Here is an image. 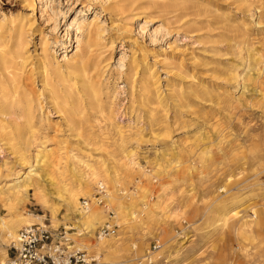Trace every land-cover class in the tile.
<instances>
[{
	"label": "rangeland",
	"instance_id": "rangeland-1",
	"mask_svg": "<svg viewBox=\"0 0 264 264\" xmlns=\"http://www.w3.org/2000/svg\"><path fill=\"white\" fill-rule=\"evenodd\" d=\"M27 1L0 0V68L13 62L20 97L31 99L35 107L42 98L44 113L50 111L48 146L57 152L53 171L61 169L69 178L72 155L117 168L115 158L123 149L137 153L142 167L158 174L142 178L137 190L133 177L138 176L117 168L123 180L120 186L108 184L109 190L119 197L122 191L128 194L101 211L114 217L123 212L109 221L117 232L108 240L118 241L120 247L113 254L101 253V260L264 264V0H34L35 12ZM45 3L49 7L41 16L39 8ZM25 17L32 20L31 26ZM77 39L83 41L81 52ZM41 66L47 72L44 83ZM82 68L90 83L79 80L73 90V72ZM44 85L47 90L53 86L60 113L40 96ZM100 101L104 109L120 113L116 122L129 140L115 139V130L95 105ZM71 108L86 110L88 122L79 125L82 115L72 117ZM68 117L93 135V141L75 137L65 123ZM4 121L0 117V191L28 172L20 162L21 149L34 164L38 150ZM47 186L48 206L33 190L20 207L0 194V216L16 221L19 211L41 217L53 230L71 227L77 235L74 218H64L70 213L66 203L58 201L66 195ZM83 199L90 202L80 196V203ZM143 200L150 208L133 230L125 231L123 220L132 223L130 213L141 214ZM232 204L238 211L256 208L257 216L239 236L219 221L221 211ZM53 209L58 211L56 220ZM103 225L97 226L95 239L83 244L96 243ZM11 242L0 235V257L5 253L6 261L16 241Z\"/></svg>",
	"mask_w": 264,
	"mask_h": 264
},
{
	"label": "bare ground",
	"instance_id": "bare-ground-1",
	"mask_svg": "<svg viewBox=\"0 0 264 264\" xmlns=\"http://www.w3.org/2000/svg\"><path fill=\"white\" fill-rule=\"evenodd\" d=\"M27 2H28L27 4H29V6L34 9L33 12H35L36 11L35 1L31 0ZM48 7H49V3H45L40 6L39 10H40L41 16L44 14V11L48 9ZM24 19H26L27 22L29 23L28 27L31 26L32 20L29 17H25ZM2 23L3 22H1V24ZM90 25L91 23L87 24V26H84L83 24L82 26H79L78 29L82 30L83 27L88 28ZM11 29L12 28H10V30ZM84 30H83V33H85ZM85 34L87 35L89 34V32L88 33L86 32ZM85 40L86 39H84V41ZM82 46H83V41L81 39H77V51L78 52H81L84 49V48L82 49ZM4 60L5 58H3V61ZM69 62L70 61H68L67 63ZM12 64L13 62L7 61L2 66V68H0V117L6 118L7 121H4L5 123L13 125L12 128L15 130V132H17L18 138H20L21 140L27 141L28 142L27 144L30 143L29 145L30 147L31 145H34L35 151L36 149L38 150L36 152L37 153L35 156L36 161H34L35 162L34 164V163H31V160L34 158H31L26 155L28 151L23 148L26 151L24 152V150L21 149L22 154H21L20 162L22 163V165L26 166V170L28 172H26L23 180L17 179V182L15 185L10 187L6 191H0V194L4 195L10 202L18 201V204L20 207V206H24V204L27 201L28 194L30 193V191L33 190L35 192V196L37 197V199H39L44 206H48L51 201H50V198L48 197V193L46 191L45 186L48 185L50 187H54L55 193L57 195H62V194L66 195L65 197L61 196V198H59L58 201L65 202L68 210L70 211V213L66 214L64 217L66 221L71 222L72 219L74 218L75 221L73 222V224L75 225V228L79 231V233L77 235L75 234L73 235L76 236L77 239L79 238L81 240V245L83 246V248L85 247L87 249H93L98 256H100L101 253H105V254L115 253L120 247L119 242L116 240L113 241L110 239L108 240L106 238L105 239L101 238L99 240L96 238V243L92 242L91 246H86L85 244H83V242L86 239L87 240L95 239V231L98 225H103L105 224L106 221L118 219L120 215H123V212L122 213L115 212L116 216L114 218H111L108 215L104 214L103 211H101L102 209H109V205L117 201H120L121 199L126 197L128 194L127 192L122 191L124 195L122 194L123 197H119L118 195L119 193H114L109 190L108 184L120 186L121 181L123 179H120L119 177V175L122 173V172L119 173V171H121V170H118L119 166L120 168L122 167L121 169H123L127 175H130V176L137 175L138 176L137 178L133 177V181L135 180V183H134L135 189L137 190L140 189L139 187L143 183L142 178L147 180L148 178L158 176V174L156 173L152 174L153 170H147L145 167H142V165L138 161L139 156L137 155V153H135L134 151H127L123 149L120 150L119 155L115 158L116 159L115 163L119 164V166L117 165L118 169L116 167L110 168L111 167L110 166L109 167L111 169L110 171V169L104 168L103 166L105 165H101V162H99L98 160L82 161V159L80 160V158L79 159L77 158L78 156L76 157V155H72L71 156L72 161L70 163L71 175L69 178L65 176V173L61 171V169H57L56 171H53V169L57 166L56 165L57 162L55 163V161L53 160L54 157L55 158L57 157V152L56 150H53L52 148L48 146V139H47L48 137L47 132L52 127V122L50 121L51 113L50 111L47 114L44 113L45 110H44V106L42 105L43 102H41L42 98L40 99V105L38 107H35L31 99L27 97H24V98L20 97L19 89L15 85L16 76L13 75L14 69L11 67ZM42 69H43L41 73L42 76L40 78H41V82L44 83L45 80L47 79V76H46L47 72L45 68H42ZM86 73H87L86 69L84 68L73 72L74 77L75 75L77 76V78L74 79L75 80L74 84L71 86L73 90H76L77 81L85 80V78H87L85 81L89 85L90 78L87 76ZM24 77H25V74H24ZM21 80H23V76ZM51 86L52 85H49L48 90L45 88V85L44 87L41 86L43 87V89L41 88L43 92L41 90L42 93L40 92L41 93L40 96L46 100V104L48 103V101L51 100L56 105L55 110L57 111V113L58 112L60 113L61 111L59 110V104L57 105L55 103L56 99L54 96L53 86L52 87ZM86 90L90 91L91 88H86ZM92 96L94 100L97 99V95L94 94V92H92ZM52 102H50V104H53ZM98 103H99V99H98ZM98 103L95 104L96 106H98L97 107L98 112H100L103 116H105V121L109 122L112 125L113 129L115 130L113 134L115 139L129 140L131 137L125 133L124 127L116 122V119L120 115V113L118 112L115 113L114 112L115 109L114 111L111 109L108 110V108L104 109L101 106L102 104L101 101H100V104ZM65 106L67 107V105ZM37 110L38 112H40L39 116L37 115L38 113ZM67 111L68 110H66V113H68ZM86 112H87L86 110H83L81 112L79 110H75L71 108L72 117L82 115L79 118V122H78V124L81 126L87 123L88 120L90 119L89 118L87 120L88 114ZM123 116L127 117L126 114ZM65 123L67 127L70 128L69 129L70 131L76 132L75 137H77L78 139H81L84 143L93 141V135L83 132L81 128L78 129L77 128L78 126L75 125L76 123L73 122V119H71V117L65 118ZM1 129H6V125H4ZM25 129L28 131L24 132ZM8 136L10 138H15L14 133L12 135L11 133H9ZM21 151L19 153H21ZM110 156L112 157V154ZM79 163L82 165V168L79 165L80 170L78 171L77 166ZM155 164L156 163H154V165ZM37 168L40 170V172H37ZM101 185H104L107 188V192H108L106 196L107 204L105 207H102L99 204V201L96 199V195H95L97 194L98 188ZM52 191L53 190H51L50 192ZM135 195L136 193L134 192L131 196L134 197ZM80 196L89 199L93 206L91 207L88 206L87 208L83 207V204L80 203L79 201ZM141 205H142L141 214L138 213V211L130 213V218H131L130 221L132 223H128L127 220H123L125 223V231L126 229H129V231L133 230L135 226H132V225L140 223L141 220L139 219V216H142V214L150 208V203L147 200H143L141 202ZM238 209L239 207H236L235 204H232L228 208H225L223 211H221V216L219 220L223 224L224 227L234 228V232L236 233L237 236L242 235L241 233L245 230V228H249V226L252 224L253 220L257 216V213L254 210L256 208L251 209V210L249 209L250 210L249 212L244 209L238 211ZM16 210L18 211V208ZM241 212H243V215L240 216ZM52 214L54 216V220H56L58 211L53 209ZM121 219H123V216L121 217ZM43 221L45 220L42 219L41 217H36L31 214L26 215L19 211L16 214V221L9 222L7 221L6 218L0 216V235L6 240L17 242L18 240L17 233L20 229H24L26 227L36 225L37 223H43ZM232 221H234L235 223L233 225H230ZM57 222H61V221L59 220ZM42 225H45V224L43 223ZM69 228L71 227H67V229ZM5 259H6V254L3 253L2 256L0 257V263H6L8 259L7 261Z\"/></svg>",
	"mask_w": 264,
	"mask_h": 264
},
{
	"label": "built area",
	"instance_id": "built-area-1",
	"mask_svg": "<svg viewBox=\"0 0 264 264\" xmlns=\"http://www.w3.org/2000/svg\"><path fill=\"white\" fill-rule=\"evenodd\" d=\"M108 192L104 185L98 188L96 199L106 206ZM87 208L91 202L82 200ZM111 213V214H110ZM109 216L114 218L113 212ZM116 225L107 222L97 231V236L110 238L116 235ZM72 228L63 226L57 230L48 225L36 224L21 229L17 242L8 250V261L0 264H105L101 257L81 247L73 238Z\"/></svg>",
	"mask_w": 264,
	"mask_h": 264
}]
</instances>
